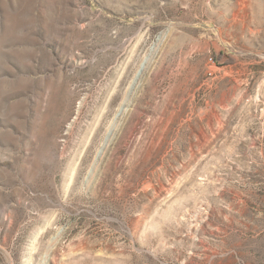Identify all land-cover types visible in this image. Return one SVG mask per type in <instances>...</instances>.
<instances>
[{
  "label": "rangeland",
  "instance_id": "374dc122",
  "mask_svg": "<svg viewBox=\"0 0 264 264\" xmlns=\"http://www.w3.org/2000/svg\"><path fill=\"white\" fill-rule=\"evenodd\" d=\"M0 264H264V0H0Z\"/></svg>",
  "mask_w": 264,
  "mask_h": 264
}]
</instances>
